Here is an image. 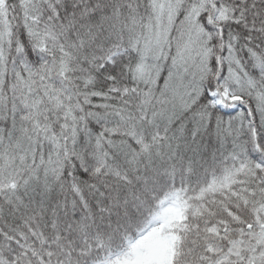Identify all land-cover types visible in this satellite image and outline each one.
Returning <instances> with one entry per match:
<instances>
[{"label": "snow or ice", "instance_id": "obj_1", "mask_svg": "<svg viewBox=\"0 0 264 264\" xmlns=\"http://www.w3.org/2000/svg\"><path fill=\"white\" fill-rule=\"evenodd\" d=\"M0 264H264V0H0Z\"/></svg>", "mask_w": 264, "mask_h": 264}]
</instances>
